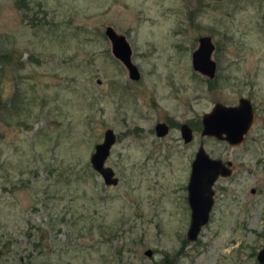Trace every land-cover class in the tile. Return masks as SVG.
Segmentation results:
<instances>
[{
	"label": "rangeland",
	"instance_id": "obj_1",
	"mask_svg": "<svg viewBox=\"0 0 264 264\" xmlns=\"http://www.w3.org/2000/svg\"><path fill=\"white\" fill-rule=\"evenodd\" d=\"M108 26L125 36L139 80L112 54ZM204 35L215 44L211 80L192 67ZM4 52L0 264H28L29 255L41 264H258L264 0H0ZM247 94L257 116L242 145L201 135L216 102ZM156 123L168 125L165 136ZM182 124L193 131L188 143ZM106 129L116 185L90 162ZM200 146L234 173L216 179L210 220L188 241L187 184Z\"/></svg>",
	"mask_w": 264,
	"mask_h": 264
},
{
	"label": "water",
	"instance_id": "obj_2",
	"mask_svg": "<svg viewBox=\"0 0 264 264\" xmlns=\"http://www.w3.org/2000/svg\"><path fill=\"white\" fill-rule=\"evenodd\" d=\"M105 35L112 44V54L128 69L132 79L138 78L136 66L131 61V48L124 35L117 33L111 26L106 27ZM198 46L192 52V67L202 75L212 78L215 74L216 63L211 58L214 44L207 35L201 36ZM253 121V112L247 99L241 98L237 106H228L216 103L210 112L202 116V136H212L226 140L231 145L241 144ZM157 136L168 133V125L158 123L155 126ZM181 136L185 143L193 138L191 128L187 124L180 127ZM115 141L112 129H106L102 142L95 145L90 157L93 169L102 177L107 185H116L118 178L113 169L105 165L110 148ZM230 162L224 164L220 159L209 157L204 148L200 146L191 162V171L187 184V200L191 210L190 223L187 229V240L198 238L201 228L208 222L213 204V185L219 175L228 176ZM145 255L151 256L152 250L147 249ZM255 260L264 264V245L257 250Z\"/></svg>",
	"mask_w": 264,
	"mask_h": 264
},
{
	"label": "flooded vegetation",
	"instance_id": "obj_3",
	"mask_svg": "<svg viewBox=\"0 0 264 264\" xmlns=\"http://www.w3.org/2000/svg\"><path fill=\"white\" fill-rule=\"evenodd\" d=\"M208 36V35H207ZM107 37V36H106ZM210 37V36H209ZM108 38V37H107ZM211 38V37H210ZM109 39V38H108ZM109 41H110V39H109ZM211 41H212V38H211ZM212 43L214 44V42L212 41ZM110 44H111V41H110ZM111 48H112V44H111ZM214 49H215V44H214ZM214 49H213V52H214ZM112 52V51H111ZM213 52H212V54H213ZM131 55H132V52H131ZM211 58H212V55H211ZM213 59V58H212ZM119 60V59H118ZM214 60V59H213ZM120 61V60H119ZM131 61H132V58H131ZM215 61V60H214ZM121 62V61H120ZM122 63V62H121ZM215 63H216V61H215ZM123 64V63H122ZM134 64V63H133ZM135 65V64H134ZM123 66L125 67V65L123 64ZM136 66V65H135ZM126 68V67H125ZM137 68V67H136ZM126 70H127V72H128V69L126 68ZM137 72H138V78L137 79H132L131 77H130V75H129V72H128V76L130 77V79H132V80H135V81H137V80H139L140 79V77H141V73H140V71L138 70V68H137ZM216 73H217V63H216V70H215V74H214V76L212 77V78H210V77H208V76H205V75H203V76H205V77H207L209 80H211V79H213V78H215V76H216ZM201 74V73H200ZM258 75V74H257ZM244 85H248L249 87H253L254 86V83L252 82V81H246V82H244ZM241 98H245V99H247L248 100V102H249V104H250V106H251V109H252V112H253V121H252V124H251V126H250V128H249V130H248V132L250 131V129H251V127L253 126V124H254V122H255V119H256V116H257V108H256V105H255V103H254V100H253V96L252 95H250V94H247L245 97H240L239 99H238V102H237V104L236 105H230V104H224V105H228V106H237L238 105V103H239V101H240V99ZM216 103H221V102H216ZM215 103V104H216ZM221 104H223V103H221ZM205 114V113H204ZM203 114V115H204ZM201 122H202V119H201ZM156 124H158V123H156ZM156 126V125H155ZM189 126V125H188ZM190 127V126H189ZM191 128V127H190ZM191 130H192V128H191ZM155 131H156V129H155ZM168 131H169V127H168ZM248 132H247V134H248ZM192 133H193V131H192ZM247 134H245L244 135V140H243V142L241 143V144H238V145H231V144H229V142L228 141H226V140H222V139H218V140H222V141H226L230 146H234V147H237V146H240V145H242L243 143H244V141H245V137H246V135ZM217 139V138H216ZM230 161H227V162H223L224 164H227V163H229ZM233 165H232V163L230 162V165L228 166V168L230 169V174L228 175V176H222V175H219L218 177H222V178H224V177H230L233 173H234V171H233V167H232ZM214 190V189H213ZM251 192H255V189L254 188H252L251 189ZM214 194H215V192H214ZM213 206H214V195H213V204H212V208H211V211H212V209H213ZM211 211H210V213H211ZM209 220H210V214H209V219H208V222H209ZM208 222L206 223V224H208ZM205 224V225H206ZM204 225V226H205ZM202 229V228H201ZM189 241V240H188Z\"/></svg>",
	"mask_w": 264,
	"mask_h": 264
},
{
	"label": "trees",
	"instance_id": "obj_4",
	"mask_svg": "<svg viewBox=\"0 0 264 264\" xmlns=\"http://www.w3.org/2000/svg\"><path fill=\"white\" fill-rule=\"evenodd\" d=\"M11 56H10V52H4V53H1L0 54V58H3V59H9ZM43 240H44V233L41 232V234H39V236H37L36 238V243H35V246H34V249H37L39 248V246H41V244L43 243ZM35 256L33 255H29V261H28V264H41L40 262H38L35 258ZM158 264H169V263H166L165 261L162 262V263H158Z\"/></svg>",
	"mask_w": 264,
	"mask_h": 264
}]
</instances>
